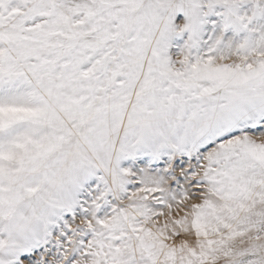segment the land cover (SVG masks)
Masks as SVG:
<instances>
[{"label":"snow or ice","instance_id":"1","mask_svg":"<svg viewBox=\"0 0 264 264\" xmlns=\"http://www.w3.org/2000/svg\"><path fill=\"white\" fill-rule=\"evenodd\" d=\"M0 264H264V0H0Z\"/></svg>","mask_w":264,"mask_h":264}]
</instances>
